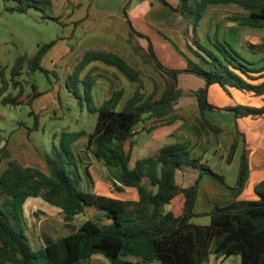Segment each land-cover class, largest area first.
I'll return each instance as SVG.
<instances>
[{"label": "trees", "instance_id": "obj_1", "mask_svg": "<svg viewBox=\"0 0 264 264\" xmlns=\"http://www.w3.org/2000/svg\"><path fill=\"white\" fill-rule=\"evenodd\" d=\"M14 1L17 7L7 11L25 13L30 8L46 12L52 0H3ZM176 13L190 20L188 33L194 59L187 57L184 68H168L158 58L152 40L136 32L129 21L131 35L148 42L147 50L140 46L133 53L146 65H151L164 83L153 82V92L148 94L143 72L136 69L122 56L107 50H88L73 68L68 81H78L80 75L94 62L117 68L136 85L133 95L126 99L121 109L125 89L113 84V93L91 112L97 116L94 131L64 133L60 149L44 157L47 173L24 166L12 159L5 146L0 149V162L7 160L0 174V264H87L96 255L104 256L111 264H207L211 257L227 260L241 258V264H264V181L254 188L256 201L238 199L250 176L247 151L241 157L239 176L232 196L236 199L227 207H216L210 213V225H196L191 220L198 215L195 205L199 183L204 175L224 180L215 173L203 158L192 157L189 145L173 143L157 153L140 159L130 168L131 154L126 144L134 137L136 128L146 117L153 118L159 126L171 125L188 119L175 115V107L184 91L179 88V76L193 75L205 82V88L189 91L198 100L197 124L191 122L199 137L202 133L219 135L221 127L206 118V112H230L236 120L237 139L228 149L227 163L231 164L243 134L238 128L240 119H264V41L257 49L250 47L253 55L263 54L259 61L241 55L226 39L215 33L214 40L206 43L198 35V27L209 6L235 4L243 14L231 18L239 27L264 30V0H180L174 9L166 0H159ZM126 12V11H125ZM131 42V41H130ZM55 42L44 45L32 57L21 55L11 70L10 77L0 68V107L20 106L25 93L24 82L18 79L25 67L29 73L44 72L42 61ZM69 85V82H68ZM221 87L231 96V90L262 98L261 106L237 105L220 109L209 102V89ZM13 87L17 95L9 94ZM35 89V87H33ZM34 95L30 103L37 97ZM88 136L85 150L75 152L72 145ZM244 138V137H243ZM62 140V141H63ZM245 141V138L243 139ZM246 142V141H245ZM9 144V143H8ZM93 156L109 168L118 171L121 192L134 189L138 201L123 200L90 191L83 185L80 166ZM89 165V164H88ZM183 169L200 171L195 185L183 188L176 182V173ZM84 172L88 177L87 169ZM91 178V177H90ZM90 180V179H89ZM183 197V209L177 216L167 210L178 197ZM40 198L50 206L61 210L65 226L71 234L33 250L29 241V226L24 217V205L28 199ZM93 213L80 227L77 217ZM127 258L142 261H130Z\"/></svg>", "mask_w": 264, "mask_h": 264}, {"label": "rangeland", "instance_id": "obj_2", "mask_svg": "<svg viewBox=\"0 0 264 264\" xmlns=\"http://www.w3.org/2000/svg\"><path fill=\"white\" fill-rule=\"evenodd\" d=\"M110 1L113 0H99L98 6H117L115 3L111 4ZM142 1L145 0L127 1L125 7H127L126 10L129 17L141 18L146 14L148 9L151 8L150 3H146L144 5L142 4ZM96 4L97 1L94 4L92 3L91 6L96 8ZM77 5V0H52V5L46 9L45 13L36 8H30L25 13H16L7 11L8 7H17L18 4L16 2H5L0 0V68L6 70V75L8 78L10 77L11 70L19 56L28 55L32 57L44 45L55 42V45L47 52V55H45L46 58L42 63L44 72L37 71L31 74L29 73L27 67H25L23 75L18 79L20 82L23 81L25 86V93L21 98L23 104L20 106L0 107V149H2L5 146L6 141H8L9 144L7 143V148L12 154V159L19 161L24 166H32L40 169L42 168L43 170L48 171L46 164L42 159H44V157L47 155H53L56 149H60L62 143L65 144V141L62 139L64 133H76L81 131H85L88 134L92 133L97 122V116L93 114L91 110L95 106L99 107L105 101V90L101 88L103 87L102 85L95 84V77L91 72H83L80 75L79 83L75 80L68 81V78L73 72L74 66L77 64V61L81 59L83 54L88 50L100 49L95 47V42H98L101 39H106L105 32L104 34L100 33L101 30L94 32V30H91L90 28L87 29L85 25L84 27L86 29H84L83 26H79L75 33L72 32L74 27L73 23H75L76 20L80 18L79 13L83 11V7L85 5L90 6V3L86 2V0H81L80 4L78 6ZM165 8L171 10V8L168 6ZM73 10L74 13L68 17V13L72 12ZM210 13L211 14L208 19L204 21L201 31L203 33L202 40H205L206 43L208 42L207 37L212 39V41L214 40L215 33H218L220 38H223L224 34V37L226 38V36H228L229 30L234 29L232 28L233 26H238V24L234 23L231 18L243 14L242 10L238 9L237 7L216 8ZM179 20L181 23L184 22L182 25V36L185 37L188 47L181 46L182 44L177 42L175 36L173 34H169V32L166 34V37L168 38V41L172 43V48H170L168 42L165 43L163 41L159 43L154 38V40L157 42L155 43L157 44V47H165L163 56L169 54V51L167 50L168 47L171 49V51L173 50V52L175 51L176 54L178 53L181 56L192 46V42L188 35V33L191 31L189 26L190 20L188 18H185L181 15V13H179L169 20H166L165 26H167V28H174L177 26L176 24L180 22ZM87 21L88 24L91 23V19H88ZM216 24H218V26ZM128 26L130 27L129 24ZM237 29L240 30V39H238L239 48H241L243 44L249 45L252 43L255 44L257 46L256 48L258 49L263 44L264 30L243 28ZM234 33L235 32H230V34ZM130 41L133 45V48L138 46L137 41L136 43L133 41V39H130ZM238 47L235 49L241 55L247 57ZM243 50L248 53L250 52L248 51L247 47ZM133 54L134 53L132 52L130 53V57L132 56V62H136V67L140 68V70L143 72L144 79H147L146 81H151L150 78L153 77L148 74L149 71L146 67L150 69L154 68L151 65L146 66V64H144L142 61L137 60ZM158 58L161 61L159 56ZM254 58H257L258 60L262 57L259 55ZM175 62V65H181L180 61L175 60ZM99 71V75L105 78L108 83H110V86L113 85L112 82H115L112 78L113 76H110L106 71ZM153 76L156 77L155 75ZM158 78L162 84V79L160 77ZM117 82L119 83V81ZM115 84L117 83L115 82ZM192 85L195 84L193 83ZM33 87H35V89ZM130 90L131 87L128 86L127 91ZM220 90L215 88L213 91H211L213 100L217 101L216 107L220 109L231 107L229 97L224 95L225 93L220 92ZM10 93L17 95L18 90H15L13 87H11L9 94ZM36 94L38 96L30 103ZM184 94L188 95V92H185ZM221 113L225 115H222ZM215 114L216 116L213 115L211 118V121L213 122L227 123L228 119H230V112L219 110L216 111ZM223 116L226 117L222 118ZM231 119L232 126L230 128L226 124H224L226 128L224 126L222 127V140H224L226 144L229 139V135L234 134V120L233 118ZM188 120L191 124V119ZM195 120L193 118V122ZM249 121H251V119H249ZM246 124L249 128H251L249 132H251L252 136H254L256 139H260L263 136L262 129L254 128L255 126L252 122ZM239 140L243 143V147L241 148L242 153L241 156L238 157V161L237 158L235 159L234 157V163L232 162L231 164H228L227 161L225 162L224 160H221V155L219 156L216 154V150L213 149V151H208L207 154L201 156L203 158L202 162L204 164L208 165L218 175L224 177L223 181L207 174L202 177L199 183V188L201 186L202 190L200 197L202 199L203 205L206 207L211 205L212 209L209 212L204 210V212L198 214L200 215L199 217L202 218L200 219L201 221H204V217L208 216L206 214L210 213L216 207H223L225 205V207H227L230 205L225 204L227 201L234 202L236 200L232 196V189L236 187L239 171L236 178L233 177L234 172L239 168L240 159L245 151H247L249 154L253 150L252 147L247 146L242 137H239ZM87 141L88 136L81 138L72 145V149L77 153L84 151ZM226 149H228V147H226ZM84 157L86 158V162L89 163L91 159L88 160V156L86 155ZM201 157L193 158L199 159ZM213 157L216 158L214 163L210 162L209 160ZM6 163L7 160L0 162V174L5 169ZM106 168L110 170L113 175H116V172H118L114 168ZM80 169V173L84 179L83 185L92 189L91 179L85 174V168H83V165L80 166ZM91 171L95 177V181L99 180L101 184L108 186L109 190L113 194V197L117 199H124L128 197L133 198V196H135L137 193L136 190H134L133 193L125 195L122 192H118L117 189L112 188L111 185L113 179L106 180L104 177L106 171L102 168H96ZM196 172H198V176L195 182L200 178V171L196 170ZM205 177H207L208 182L204 181ZM262 181H264V178ZM260 182L261 181L258 177L255 175H250L248 183L238 199H240L242 195L241 200H258V197L254 194V188ZM222 189L225 191L224 193L219 192L222 191ZM105 190L107 189L105 188ZM97 192L98 194L111 195V193L108 191H103V193H100L99 188H97ZM209 193H212V197L209 195ZM213 198L217 199L214 200ZM210 202H213V204ZM172 210L176 213V215L181 213L178 199L175 201ZM92 216L93 213L88 211L87 215L77 217L75 226L77 228L80 227ZM24 217L29 226L28 235L30 245L33 250H37L42 246L47 245L48 243L61 237H65L71 233V231H69V229H67L64 224L61 211L50 206L40 198L29 199L25 203ZM127 260L138 261L142 263L140 259L127 258ZM221 263L219 262V264ZM224 263L241 264V258L239 256H234L231 259H227ZM87 264L111 263L104 256L96 255Z\"/></svg>", "mask_w": 264, "mask_h": 264}, {"label": "crops", "instance_id": "obj_3", "mask_svg": "<svg viewBox=\"0 0 264 264\" xmlns=\"http://www.w3.org/2000/svg\"><path fill=\"white\" fill-rule=\"evenodd\" d=\"M81 0H77L78 5L80 4ZM97 1L96 4V8L92 7V3L94 4ZM98 1L99 0H86V2L90 3V6H84L83 7V11L79 13L80 18L78 20H76L75 23H73L74 27H73V31L75 33L76 29L79 26H83L84 25L87 27V29H91L94 30V32L96 31H100V33L104 34V32L106 33V39H101L98 42H95V47L96 48H100L101 50H107V51H112L120 56H122L123 58H125L131 65H133L136 69V62H132L131 57H130V53H133V45L130 42V39H133V41H137L138 46H140L141 48L147 50L148 47V43L146 42L145 39L143 38H139L138 36H133L131 35V29L128 26L129 21L132 23L133 28L136 32L143 34L145 36H148L154 45V50L156 51L157 55L160 57L162 63L168 67V68H184L187 65V57L194 59V56L189 52V50L186 53H183V55H179L178 53L176 54L175 51L173 52V50L171 51L170 48L173 47L172 43L168 41V38L166 37V34H173L175 36V39L177 42H179L180 44H182L181 46H186L188 47V43L187 41H185V37L182 36V25L183 23H181V21L179 23H177L174 28H167V26H165V21L169 20L170 18H172L173 16L178 15L179 13L173 11L172 9L169 10L168 8H165L166 6L159 0H148V1H142V4H146V3H150L151 8L148 9V11L146 12L145 15H143L141 18H131L129 17V15L127 14V10L125 7L126 3L128 0H118V1H110L111 4L115 3L117 4L116 7H104L103 5L98 6ZM171 1V2H170ZM167 2H169L170 6L174 9H177L179 7V3L180 0H167ZM77 5V6H78ZM221 7H237L238 9L242 10L241 7H239L238 5L235 4H230V5H215V6H209L205 16L203 17L200 26L198 28V33L200 36V39L203 38V33L202 28L204 25V21L206 19H208V17L210 16V12L213 9L216 8H221ZM104 10V11H101ZM93 11V12H92ZM126 11V12H125ZM74 13V10L72 12L68 13V17L71 16ZM241 15V14H240ZM91 19V23L88 24L87 20ZM234 21V20H232ZM234 23H237V21H234ZM135 25V26H134ZM218 26V24H216ZM232 28L234 29H230L228 32V36H226V39L235 47L237 48L238 45V39H240V30H238L237 28L241 29H253V28H249V27H239V26H233ZM84 29H86L84 27ZM191 29V27H190ZM255 30V29H253ZM259 30V29H257ZM214 32V31H213ZM230 32H235L234 34H230ZM237 33V34H236ZM218 34V33H217ZM152 37H151V36ZM214 35V34H213ZM136 38V39H134ZM154 38L159 42H165L170 45V48L168 47L167 50L169 51V54H167L164 58L163 56V51L165 47H157V43ZM209 40V37H207ZM220 38V37H219ZM223 38L224 34H223ZM222 37L220 38V40L223 39ZM185 41V42H184ZM205 41V40H203ZM186 43V44H185ZM255 44L250 43L249 45L247 44H243L241 46V49L244 54L247 56V58L249 60H255V61H259L260 59L257 60V57L259 55H261V57H263V54H258V55H253L251 52H246L243 49H245L246 47L248 48V51L250 50V47L253 46ZM172 46V47H171ZM184 50V49H183ZM171 52V53H170ZM135 56V58L139 61H142L141 58L135 54H133ZM46 58V56L43 58ZM164 58V59H163ZM175 60H178L181 62V65H175L176 62ZM42 61V63H43ZM143 62V61H142ZM144 63V62H143ZM149 66V65H146ZM145 66V67H146ZM173 66V67H170ZM176 66V67H175ZM147 70L149 71L148 74L151 75V77H153V79L157 80L160 83L161 86V92L163 91L164 88V83L158 80L160 77L159 74L154 70V69H150L148 67H146ZM106 71L110 76H113L112 78L114 79V81L117 83L116 85L118 86L119 89L124 88L125 89V95L124 98L119 106V109L122 108L124 102L126 101L127 98L131 97L136 89V85L132 82H129L128 78L122 74L117 68L115 67H111V66H107L101 62H94L92 63L89 67H87L85 69V73H92L95 77V84H100L102 85L104 90H105V100L109 99L113 93V85H109L110 83H108V81L103 78L102 76L99 75L100 71ZM85 75V74H84ZM153 75H155L156 77H154ZM108 76V75H107ZM97 77V79H96ZM111 78V77H110ZM161 78V77H160ZM184 78V79H183ZM162 79V78H161ZM145 83H146V88H147V93L150 94L153 92L154 86H153V82L152 81H146L147 79H144ZM119 81V83L117 82ZM163 81V80H162ZM114 82V83H115ZM195 85H192V84ZM130 86L131 90L127 91V87ZM179 88L182 91L185 92H189V91H197L201 88H205V82L200 79L197 78L193 75H188V74H182L179 76ZM222 89L219 86H212L209 89V102L211 104H213L214 106H217V101L213 100L212 98V93L211 91H213V89ZM220 92L225 93L224 95H227L229 97V102H230V106H237V105H248V106H261L263 104L262 98L259 97H255L252 94H245V93H241L236 89H232L231 90V96L228 95L223 89L220 90ZM236 97V99H235ZM175 115H178L180 117H183L185 119H191V121L193 122V118L196 120L193 122L194 124H197V118L199 116V108H198V100L195 96L193 95H187L184 94L178 101L176 107H175ZM222 115H225L223 113H221ZM216 116L215 112H211V111H207L206 112V118L213 124L219 126V127H225L224 124H226L229 128L232 126V119L234 120L233 122V131L234 134H230L229 135V139L227 141V145L224 140H222V135L223 134H219V135H215V134H207L205 132L202 133V136L199 137L197 135V133L195 132V130L193 129L192 124L188 123V122H184L182 120H178L175 123L171 124V125H160L157 123V121L153 118H149L146 117L145 120L136 128V133L134 135V137L126 144V149L130 152L131 154V162H130V168L133 169L136 165V162L140 159L149 157L155 153H157L161 148H163L166 145L169 144H173V143H181V144H185V145H189L191 150H192V156L193 157H201L204 154H207L208 151L216 150V154H218L219 156L221 155V160H224L225 162L227 161V156H228V149L230 148V146L233 144V142L236 140L237 138V132H236V120L234 118V116L230 113V119H228V122H224V123H220V122H213L211 121L212 116ZM226 116H223L222 118H225ZM250 118H246V119H240L238 120V128L240 130V132L243 134V137L245 138L246 144L248 147H252L253 150L249 153V161H250V175L253 176L255 175L256 177L259 178L260 181L263 180L264 178V119H251V121H249ZM252 122L253 125L255 126L254 128H259L262 129L263 132V136L260 139H256L254 136H252V133L249 132V130H251V128H249L247 126L246 123H250ZM257 122V123H254ZM226 128V127H225ZM254 130V129H252ZM210 135V136H208ZM242 137V138H243ZM210 138V140H209ZM243 138V139H244ZM239 140V139H238ZM87 144V142H86ZM86 146V145H85ZM226 147H228V149H226ZM243 147V143L239 140V146H238V151L237 154L235 156V159L237 158L238 161V157L241 156V148ZM212 150V151H213ZM215 157L210 158V162H215ZM234 159V161H235ZM43 160V159H42ZM44 161V160H43ZM234 163V162H233ZM240 163H241V159L239 162V168L234 172L233 177L236 178L238 171L240 169ZM89 164V165H88ZM88 166V171L90 173V179L92 182L91 188L87 187L90 191L97 193V188L100 189V193L103 191H108L111 193V195H106L109 197H113L112 192L109 190L108 186H104L103 184H101V182H99V180L95 181V177L92 173L91 170L96 169V168H102L106 171V174L104 175V177L106 178V180H111L114 179L118 176V172H116V175L108 170L102 162L98 161L97 159H95L93 156H91V160L89 163L83 165V168L87 169ZM40 169V168H39ZM41 170H43L41 168ZM45 173H47V171L43 170ZM198 176V172H196V170L193 169H183L182 171H178L176 173V182L179 186L183 187V188H189L192 187L194 185L195 180L197 179ZM204 181H207V177L204 178ZM105 188L107 190H105ZM103 190V191H101ZM134 189H128L125 192H122L125 195H129L130 193H133ZM201 186L199 188L198 191V197H197V201H196V206H195V213L198 215L201 212H204V210H206V212H209L212 209V206L210 205L209 207H206L203 205L202 199H201ZM118 192H121L118 190ZM137 192V191H136ZM220 193H224L225 191L222 189V191H219ZM255 194V193H254ZM101 195H105V194H101ZM209 195L212 197V193H209ZM214 197V196H213ZM242 197V195H241ZM240 197V199H241ZM115 198V197H113ZM33 199V198H31ZM38 199V198H36ZM179 200V204H180V208H181V213H182V209H183V203H184V199L183 197H178L177 198ZM176 199V200H177ZM211 199V198H210ZM214 200H216L217 198H213ZM29 200V199H28ZM27 200V201H28ZM123 200H132V201H138L139 200V194L138 192L135 194V196H133V198H124ZM175 200V201H176ZM169 207H167V210H172V207L174 206V203ZM211 204H213V202H210ZM233 203L232 201H227V203L225 204H231ZM202 205V206H201ZM226 206V205H225ZM223 206V207H225ZM60 210V209H59ZM200 210V211H199ZM61 211V210H60ZM175 213V212H174ZM181 213L179 215H181ZM176 214V213H175ZM177 215V216H179ZM200 215H198V217H195L191 220L192 223L196 224V225H202V226H208L210 225V217L209 216H205V220L201 221L199 217ZM65 224V223H64ZM71 234V233H70ZM70 234L66 235L65 237L69 236ZM232 258V257H231ZM229 258V259H231ZM222 261V263H221ZM226 260L223 259H217L216 257H211L209 262L207 264H219V262L221 264H225Z\"/></svg>", "mask_w": 264, "mask_h": 264}, {"label": "built area", "instance_id": "obj_4", "mask_svg": "<svg viewBox=\"0 0 264 264\" xmlns=\"http://www.w3.org/2000/svg\"><path fill=\"white\" fill-rule=\"evenodd\" d=\"M111 186H112V188L117 189V188H122L123 184L118 179L114 178L112 180V185Z\"/></svg>", "mask_w": 264, "mask_h": 264}]
</instances>
